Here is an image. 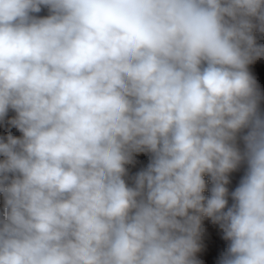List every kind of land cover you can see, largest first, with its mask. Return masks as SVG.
Listing matches in <instances>:
<instances>
[{
	"label": "clouds",
	"instance_id": "obj_1",
	"mask_svg": "<svg viewBox=\"0 0 264 264\" xmlns=\"http://www.w3.org/2000/svg\"><path fill=\"white\" fill-rule=\"evenodd\" d=\"M254 30L264 0H0V264H201L205 217L264 264Z\"/></svg>",
	"mask_w": 264,
	"mask_h": 264
},
{
	"label": "bare ground",
	"instance_id": "obj_2",
	"mask_svg": "<svg viewBox=\"0 0 264 264\" xmlns=\"http://www.w3.org/2000/svg\"><path fill=\"white\" fill-rule=\"evenodd\" d=\"M47 10V9H46ZM46 10L42 9L40 13H37L38 16H46ZM48 11V10H47ZM254 36L256 38V43L258 46L264 45V33L259 32L258 30H254ZM248 70L250 74L256 80L259 92L261 93V100L259 102V108L262 113H264V57H260L256 59L253 63L248 66ZM12 111V110H11ZM10 113V112H9ZM7 114V116L0 121V138L6 140V137L9 133H11L15 137H20V133L13 132L11 128V124L8 122L11 120V114ZM15 114V113H14ZM16 130V129H15ZM241 148H243V144H239ZM3 158V157H2ZM146 160V159H145ZM135 161V160H134ZM132 166V165H131ZM246 165L242 164L236 171L229 174V183L226 187L229 190V194L235 190L238 186L240 179L244 175ZM204 179L207 184V188L204 191V195L206 197L210 196V189L212 187V182L208 175L204 176ZM231 196L228 197V204L231 206L232 204ZM3 207V194H0V209ZM203 232L201 235V239L203 243L208 244L210 247V251L203 254L202 252H197L195 254L196 259L201 262V264H219V260L222 254L226 251L228 241L223 239V231L219 227L218 224H214L210 218L205 217L202 221Z\"/></svg>",
	"mask_w": 264,
	"mask_h": 264
},
{
	"label": "rangeland",
	"instance_id": "obj_3",
	"mask_svg": "<svg viewBox=\"0 0 264 264\" xmlns=\"http://www.w3.org/2000/svg\"><path fill=\"white\" fill-rule=\"evenodd\" d=\"M44 10H46L47 8H42ZM46 14H48V11L46 10ZM10 112V113H9ZM9 114H11L12 112V115L11 118H14L15 117V112L11 109L9 110ZM10 121V120H9ZM8 121V122H9ZM11 128L13 129V132L15 133H20L14 126L11 125ZM16 129V130H15ZM22 135V133H20ZM239 144H243L242 141H238ZM0 159H3L2 156H0ZM146 159V160H145ZM134 163L131 164V165H128V171H129V177L127 178L129 180V183H131V177L135 175V173H137L138 171H140L141 169L145 168L147 166V164L149 163V154H145V153H140V154H137L134 158ZM200 250L198 252H202L203 254L207 253V251H210V247L208 244H205L203 243L202 239H200Z\"/></svg>",
	"mask_w": 264,
	"mask_h": 264
}]
</instances>
